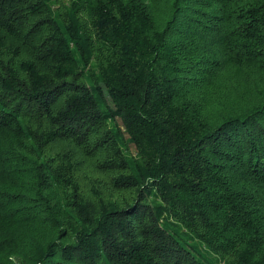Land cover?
Segmentation results:
<instances>
[{"label": "trees", "instance_id": "1", "mask_svg": "<svg viewBox=\"0 0 264 264\" xmlns=\"http://www.w3.org/2000/svg\"><path fill=\"white\" fill-rule=\"evenodd\" d=\"M0 264H264V0H0Z\"/></svg>", "mask_w": 264, "mask_h": 264}]
</instances>
